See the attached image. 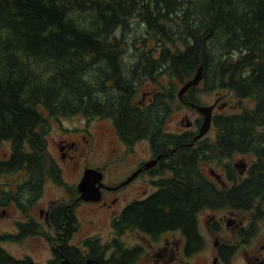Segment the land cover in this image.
<instances>
[{"label": "trees", "instance_id": "16d2710c", "mask_svg": "<svg viewBox=\"0 0 264 264\" xmlns=\"http://www.w3.org/2000/svg\"><path fill=\"white\" fill-rule=\"evenodd\" d=\"M134 16L146 27L144 49L133 64L140 73L127 76V67L124 77L120 67L128 62L121 63L114 32ZM89 65L98 78H84ZM199 65L203 89L226 87L254 102L213 116L215 158L232 150H256L257 161L238 189L222 193L190 174L181 188L133 204L134 220L152 232L179 225L191 235L192 208L244 205L264 189V0H0V142L10 143L7 159L0 158V173L22 170L26 180L36 182L51 174L47 116L109 118L123 138L143 134L147 117L152 125L163 124L176 99L200 103L193 94L198 83L178 96ZM146 73L161 88L144 107L134 102V82ZM164 75V83L154 80ZM54 178L62 183L59 170ZM194 182L197 188H191ZM58 222L67 231L71 223L78 225L63 207ZM0 264L27 261L0 243Z\"/></svg>", "mask_w": 264, "mask_h": 264}, {"label": "flooded vegetation", "instance_id": "af4514ba", "mask_svg": "<svg viewBox=\"0 0 264 264\" xmlns=\"http://www.w3.org/2000/svg\"><path fill=\"white\" fill-rule=\"evenodd\" d=\"M140 78L138 84L142 97L134 102L147 107L153 92L161 87L157 85L156 89H143L141 85L152 82L151 77L146 73ZM162 78L155 77L154 80L160 81ZM202 82L203 78L197 85ZM213 103V109L226 105L218 104V98L210 104ZM175 104L169 114L176 113L183 104L197 109L195 104L199 103L180 98L178 101L176 99ZM213 109L210 127L200 137L195 136L203 118L201 113L195 120L186 119L185 128L181 131L176 127H165V121L161 125H152L150 117H147L143 134L129 138L121 137L112 119L98 118L111 121L115 136L125 150L108 162L111 164L108 171H105L106 165L93 166L102 173L101 177L89 181L93 194L98 195L97 199L81 198L77 188L81 176L89 167L87 161H82L80 175L73 176L75 182L66 183L65 174L76 173L80 162L75 157L79 148L77 141L63 136L57 140L56 156L46 157V167L51 170V174H44L41 182L26 180L27 175L22 170H16L23 172L22 176L13 185H8L5 184L7 180L3 179L11 173L2 171L1 246L6 250L2 244L8 246L31 237L33 243L47 245L49 254L42 263L34 260L30 256L31 252L23 251L21 256H16L6 250L16 259L27 261V264H186L183 263L184 257L198 255L205 250L209 253L198 264H264V189L255 191L257 196L244 205L243 202L241 205L226 202L192 208L190 215L195 220L191 235L179 225L152 232L134 220L131 214L134 211L133 204L147 202L154 195H166L174 186L181 188L183 184H188L187 177L190 174L197 182L201 179L222 193L228 192L233 186L238 189L249 177L253 163L257 161L256 150H232L219 159L215 158L214 145L218 132L213 116L223 112L214 113ZM49 117L54 116H47L48 120ZM154 127L156 131L150 132ZM136 148L144 155H139ZM235 153L241 156L234 157ZM244 154H251L253 159L246 160ZM7 157L0 156L3 159ZM234 158L233 163L227 161ZM119 164L125 165L123 170ZM58 170L62 175V183L54 178ZM192 187L197 188L198 183H191ZM59 188L63 189L65 196L58 195ZM61 200L66 202L65 205H59ZM85 204H94L101 209L88 210ZM60 207L77 219V226L71 223L67 231L66 224L58 222ZM79 210L82 213L86 211L92 221L106 222L109 234L86 232L82 235Z\"/></svg>", "mask_w": 264, "mask_h": 264}, {"label": "rangeland", "instance_id": "374dc122", "mask_svg": "<svg viewBox=\"0 0 264 264\" xmlns=\"http://www.w3.org/2000/svg\"><path fill=\"white\" fill-rule=\"evenodd\" d=\"M114 35L120 39V43L118 44L120 48V60L121 63L128 62V65H124L120 67L121 74L125 77V69L127 67L131 68L130 74L127 76L135 75L136 72L140 71V67L138 69L134 68L133 64L135 60L141 58L142 59V50L144 49V45L142 44V37L146 35V27L143 22H141L138 16H134L129 19V24L126 27H118L115 29ZM154 41L152 40V43ZM137 58V59H136ZM103 65V62L100 63V66ZM104 67V66H103ZM84 78L96 77L97 70L93 66H88L84 68ZM166 76V75H164ZM98 78V77H96ZM140 80V76H137ZM162 82L166 81V77H163ZM135 85V100H140L142 95L141 88L139 89L138 82H134ZM181 84L178 83L176 88ZM143 89L147 88V90L156 89L157 84L154 82L147 81L144 85H141ZM206 89V88H205ZM203 89V83H200L197 89H194L193 94L196 97L197 101L199 100L202 104H210L213 102L215 98H218V104L225 103L226 105L222 108L218 109V107H214L213 112H231V111H239V105H245L248 107L253 106V101L249 98H239L235 95V93L226 88V87H218L212 86L210 89ZM147 101V98H146ZM214 106V103L212 104ZM175 107V106H173ZM42 112L45 114L46 111L39 107ZM219 110V111H217ZM201 116L200 112L189 104H183L181 109H178L176 113L169 114L165 119V127H176L179 131L185 128L184 121L186 119L192 121ZM182 120V122H181ZM49 126L46 133L47 138V153L53 157L56 156L57 153V140L63 136L67 139L76 140L78 147V152L75 157L79 160L80 165L76 171V173H66L64 179L66 183L73 184L74 177L80 175L82 171V161H87L89 167L94 168L93 166L97 165H106L105 171L109 170L111 164L108 162L111 161L114 157L120 156L121 152H124L125 147L119 144L113 125L108 119H98L96 117H87L85 115L76 114L70 116H58V117H49ZM86 136V137H85ZM115 148V151H113ZM137 149V148H136ZM10 151V143L8 140H3L0 142V156H7ZM139 152V155H144L142 151L136 150ZM46 153V154H47ZM237 156H241L239 153H235ZM245 159L251 161L253 156L251 154H244ZM120 159V158H119ZM234 159H228L227 161H231L233 163ZM119 161V160H118ZM121 170H123L125 165H118ZM109 173V172H108ZM23 172L14 171L10 176L4 178L3 181H6L5 184L13 185V182L18 180L22 176ZM74 181V182H73ZM2 182V181H0ZM57 187H55V192ZM58 195L62 196L64 191L62 188L58 189ZM88 210H98L101 209L94 204H85L84 205ZM204 212H207L206 210ZM79 217L81 220L82 235L86 232L89 233H99L101 235L109 234V226L106 222H99L94 219L88 218V214L86 211L82 213V210H79ZM102 220V219H101ZM33 237L27 238L26 240L15 242V244H2L6 250L10 253L21 256V252L26 251V253L31 252V257L39 261L40 263L45 261V257L48 256L49 252L47 249V245L41 243H33ZM28 251V252H27ZM209 253L208 250H205L203 253L184 257L183 263L186 264H198L200 261H203L205 256Z\"/></svg>", "mask_w": 264, "mask_h": 264}, {"label": "water", "instance_id": "95a60500", "mask_svg": "<svg viewBox=\"0 0 264 264\" xmlns=\"http://www.w3.org/2000/svg\"><path fill=\"white\" fill-rule=\"evenodd\" d=\"M202 66L199 65L190 79L186 80L179 88L178 94L179 96L182 95L183 92L187 90V88L191 85L197 84L200 79L202 78ZM195 107L202 113L203 118L201 121V125L199 128V132L196 134L195 137L202 136L209 128L211 124V114L213 105H205V104H195ZM101 177L102 173H100L97 169L88 167L86 168L83 177L80 178L78 183V190L80 191V197L82 198H92L97 199L98 195L93 194V187L89 184V181L96 177Z\"/></svg>", "mask_w": 264, "mask_h": 264}]
</instances>
